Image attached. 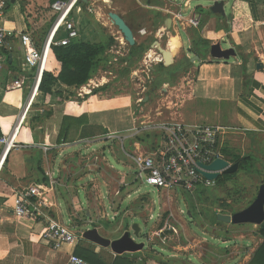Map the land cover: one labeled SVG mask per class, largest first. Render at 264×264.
Instances as JSON below:
<instances>
[{
  "label": "crops",
  "instance_id": "1",
  "mask_svg": "<svg viewBox=\"0 0 264 264\" xmlns=\"http://www.w3.org/2000/svg\"><path fill=\"white\" fill-rule=\"evenodd\" d=\"M55 1L8 0L2 24L15 35L9 38L8 46L1 50L5 62L0 75V135L11 134L19 125L26 105L30 102L34 92L37 70L25 62L24 50L18 34L20 32L30 34L35 44L39 48L42 47L55 19V14L51 9V4ZM98 1L102 2V0H82L80 2L81 7L75 14L80 34L79 41L93 40L92 43H99L106 40L99 32V28L93 25L90 27V23L86 26L83 24L84 21H89L91 15H95L98 20L106 21L103 27H106L113 35L110 34L115 44L123 48L121 41L124 37L118 27L111 22L110 11L119 13L126 20L134 31L137 44L149 42L152 46L154 41L158 40L163 45L169 46L170 35L179 37L180 47L176 53H173L175 62L169 67H164L173 70V77L186 71L187 74L181 75L183 78L177 81L178 85L174 83V89L179 91L178 101H175L176 103L173 100L167 102L165 106L169 110L167 115L162 111L156 112L155 115L160 120L176 119L187 125L219 128V157L225 158L231 164L236 163L238 157L255 159L253 170L249 172L243 170L239 164L236 173L246 172L259 177L260 185L257 196L260 186L264 184V0H228L230 11H227L226 6V16L201 15L199 11H192L186 15L183 12L187 13L185 8L189 7L184 8L174 0H124L126 5L116 7H113L112 0L108 5L102 2L103 6H101L98 3L100 6L98 7L96 5ZM89 3L92 4L91 7L86 5ZM102 8L109 9L107 20ZM98 13H102V18L98 16ZM182 13L186 15L183 19L193 17L198 19V24L195 26L179 23L177 17ZM181 29L187 34L188 44L181 37ZM142 30L146 33L142 34ZM118 33L120 36H117ZM61 35H65V32L61 31ZM218 41L223 42V48L233 46L236 55L229 60L213 59L207 48ZM115 44L107 50L113 54V58L107 61L113 63L120 60L125 66L129 65L128 57L132 46L129 51L126 50V54H122L124 58H121L118 57ZM151 46L144 52L142 60L144 57V59L150 58L151 52H156ZM54 47L45 73L58 77L62 64L55 56ZM139 60L137 62L140 63L142 60ZM161 61L160 56L158 69H152V71L155 70V73L159 71L160 65H164ZM187 64L189 68L186 70ZM259 64L261 67H258ZM99 69L82 85H68L59 80L52 86L50 92L38 91L32 106L26 112L25 119L14 137V142L20 143V146L9 152L0 171V214L3 220L0 225V264H71L70 257L73 253L85 259L89 264H115L119 258H122L119 264L128 259L132 264H172L173 262H168L169 258L178 256L176 253L178 251L175 250L173 253L171 249L163 245L168 239V233L165 232L167 222L153 233L157 235L160 232V236L157 235L160 244L152 240V234L145 232L149 237L145 238L148 246L145 243L142 250L124 254H116L111 247L101 246L85 239L83 237L85 231L80 233L74 231L73 226L81 225L82 221L87 219L93 226L91 229H97L103 237L111 240L119 239L125 232L130 233L129 230H125V227L129 223L132 228L137 223H132V221L140 219L132 213L134 208L132 206L135 205L134 201L139 196L144 195L141 193V187L143 184L146 185L139 178V169L134 157L140 154H153L164 138L162 131L158 129L134 131L136 122L139 119L138 123L141 121V118L137 119L138 113L133 114L131 122L125 114H121V111H129L132 104L131 94L123 92L110 97L104 96L107 90L106 85L110 83V80L104 76L98 77ZM156 74L158 75L159 72ZM22 77L25 78L22 88L13 89L12 86ZM104 86H106L104 90L93 93L94 90ZM139 99L136 103L142 108L139 105ZM148 100L150 101L146 97V104ZM144 115L152 117L145 111ZM65 117H73L80 121H71L73 126L68 140L60 136ZM127 131L129 134L123 136L122 134ZM145 135L148 137L144 138ZM232 138L233 141L235 140L234 147L230 144ZM107 139L121 146L126 160L121 156L120 160L129 167V170L125 172L116 170L106 159V147L102 146L100 149L93 147V144ZM71 158L77 160L74 164L71 163L73 167L78 168L74 173L67 162ZM84 158H89L90 162L86 164L87 167L89 163H92L93 158L100 167L103 169L106 167L115 173L119 179L118 185H114V188L103 186L102 184L107 182L101 180L100 173L102 174L103 169H99L100 172L96 166L94 168L91 165V170L83 171ZM58 160L59 167L56 166ZM236 173L224 175H235ZM49 174L56 181L53 188H49V201L52 204L49 213L81 237L82 240L77 245L66 244L59 249L53 248L42 238L46 226L44 219H17L12 212L11 205L15 192L31 185L49 186ZM103 174H105L104 170ZM73 177H75L74 180ZM80 189H83L86 194L88 203L86 208L78 196H75ZM102 189L107 190L110 200V209L113 212L110 220V214L105 209ZM92 190L97 191L96 201L100 203L98 207L91 205ZM178 190L181 189L170 191L160 189L159 192L167 191L179 196ZM135 195L136 197L125 205L126 201ZM145 195L150 197L148 193ZM60 196L65 200L66 211L72 220V226L62 219L64 211ZM256 196L239 208L244 209L249 206ZM216 212L233 214L230 210L222 209ZM77 214H79L78 217ZM162 215V210L154 214L152 205L150 222L153 219L159 221ZM113 221L120 223V228L124 227L123 231L116 232L115 228L118 225L115 224L112 229H109ZM206 222L208 223V220ZM170 227L175 232L176 227L171 225ZM210 227L214 232L212 237L221 239L220 241L225 246L229 241L226 239L228 234L224 235V232L235 230L244 234L250 227L260 228V225L225 222L224 225H210ZM107 228L109 231L106 230ZM110 234H114V237H109ZM212 237H209L210 240H213ZM244 237L241 235L240 238H235L237 240L235 248L238 249L239 243H243ZM210 243L216 245L217 248L221 247L214 241ZM89 252L95 255L94 261L87 259ZM184 259L192 261L189 255ZM226 264L229 262L227 261Z\"/></svg>",
  "mask_w": 264,
  "mask_h": 264
},
{
  "label": "rangeland",
  "instance_id": "2",
  "mask_svg": "<svg viewBox=\"0 0 264 264\" xmlns=\"http://www.w3.org/2000/svg\"><path fill=\"white\" fill-rule=\"evenodd\" d=\"M102 1H107V0H102ZM112 1H113L112 4L113 7L126 5L125 4L126 2L124 0H112ZM96 3L97 5L98 3L101 5L102 2L100 3V1H98ZM180 4L181 5L183 4L182 1H180ZM197 4H198L197 1L193 0L190 8L184 7L187 11V13L185 14L188 15L192 11H194V8ZM86 5L91 7L92 4L90 3ZM229 5L230 4L227 5V11H230ZM98 7L100 6L98 5ZM102 9L105 18H107L109 9L108 8H102ZM104 22L105 21L103 19L100 21L95 17V15H91L89 21L88 22L84 21L83 24L86 26L87 24L90 23V27L93 25L94 27L99 28L100 29L99 32L104 36L105 39H107V36H111L112 34L108 31L106 27H103ZM180 34L184 42L188 44L187 34L182 29L180 30ZM117 36H120V33H118ZM89 42H94V41L90 40ZM121 42H122L121 46H123V48H119L117 44H115L117 46L114 47L115 50L118 51L119 54L118 57L124 58L122 54H126V50L129 51L130 46L126 42H124L123 38ZM153 53H154L153 58H155L156 60L152 59L151 58L152 56L147 59H144L145 58L144 57L143 60L140 58L139 61L142 60L140 63L139 62H135L132 64L129 63V65L127 66H125V64H123L120 60L114 61L113 63H110L109 61H105V60H102L100 62L101 64L99 65L100 71L98 77L101 78L104 76L106 77V79L110 80V83L106 85L107 90L105 91L104 96L110 97V96L118 95L123 92H129L131 94L132 104L131 107L129 108V111L126 112L121 111L122 113L120 112L121 114H125L130 122L132 120L131 117L133 118V114L137 112L139 115V111L142 110V108L138 106L136 103L137 99L139 98L143 100L142 107L145 113H148L153 118H158V116L155 115V113L158 111H162L164 112L163 114L167 115V113L169 112V110H167L165 107L168 104L167 102L173 100L174 103H176L175 101H178L177 95L179 91L178 89L177 90L174 89V83L175 85H178L176 84L177 81H181L183 78V76L181 77V75L182 74L186 75L187 71L185 73H179L176 76L174 75V77L171 76V78L168 77L165 78L169 80L170 83L167 84L164 83L158 88L154 87L153 85L154 81L159 76H161V73L157 75L156 74L157 72L155 73V70L152 71V69H158V66L160 64L159 63L160 60H158L160 56L156 52ZM105 56L107 60L113 58V54L109 53V51H107ZM188 68L189 67L187 64L186 70ZM126 69H130V71L128 73H124V70ZM145 72H147V74ZM151 79L153 80L152 82ZM180 94H182V91H180ZM146 97L150 99V101L149 100L147 101L148 105L146 104L145 101ZM148 119L149 117L146 118V120ZM127 134H129V131H127V133H123L122 135L125 136ZM146 137H148V135H145L144 138ZM230 142H231L230 143L231 146L234 147L235 140L233 141L232 138ZM102 146L106 147L105 156L109 164L113 165L114 168L118 171L125 172L129 170V167L124 165L120 160V156L126 160V158L122 154L120 145H115V143H113V141L109 139L104 140L102 142H97V144L96 143L93 144V147L98 149H100ZM126 146L128 147V143H126ZM233 150L235 151L234 148ZM88 159L89 158L83 159V164H84L83 171H87V169L91 170V165H93L94 168L96 166L98 170L103 169V167H100L97 161H95L93 158L91 159L92 163H89L87 167L86 164L90 162ZM67 162H69L71 171L72 173H74V171L78 168L73 167L72 164L77 162V160H73V158H71L68 159ZM56 166L59 167V160L57 161ZM103 170L105 174H103ZM103 170H102L103 177L102 174L100 173L101 180L107 182L105 184L103 183L102 185L103 186L107 185L111 188H114L115 187L114 185H118L119 179L115 175V173L109 171V169L106 167H104ZM74 178L75 177H73V180ZM259 185H260L259 177L253 174H248L246 172L242 174L236 173L232 177L225 176V181L223 183L221 184L216 183L214 184V186L208 189V192L205 194V197L208 199V201L203 203H197L198 207L195 213L196 215H192V213L190 212V197H188V193L182 190H178L179 193L178 196L177 194L175 195L172 193H168L167 191L159 192V190L156 189V187L143 184L141 187V193L144 195L139 196V198L134 201L136 202L135 205L132 206L134 207L132 213L140 217V219L133 220L132 223L139 221L138 223L142 229V230L140 229L142 231L141 237L139 236L140 238H137V236H135L133 228H129V231L132 236L136 237L137 241L145 242L146 246H148L147 239L145 238H149V237H147V233L145 232H148L149 234L153 235V233L156 231L157 228L165 225V223L167 222L165 232L167 231L168 233V239H166V242L163 245L171 249L173 253L175 252V250L178 251L176 252L178 253L177 257H170L168 260L169 263L173 262L172 264H201L203 262L205 264H226L228 259L230 258L234 259L236 257L237 259H234L235 262L229 264H246L251 259L253 252L255 251V249L258 247L259 243L262 240L260 239V236L256 234V231L259 230V227L257 228L250 227V229H247L244 232V234H242L241 231H235V230L224 232L225 233L224 235L228 234L226 235V237L228 238L235 239V238H240L241 235H244L245 241L255 240L254 242L256 244L254 243L251 245V246L255 245L254 248L250 249V251L244 255L243 251L247 250L249 244L247 242L239 243V246H237L238 249L235 248L236 244L230 242H228L227 245L224 246L222 241H220L221 239L218 240L212 237V235H214L213 229L206 222L205 218L202 217L203 216L202 213L205 210L208 211L211 210L215 212L220 209L232 211L233 209L239 208L240 206H243L246 203H248V201L250 202V200H252L253 197L256 196ZM91 192L93 193V195L91 193L90 196L91 205L94 207H98L100 203L99 201H96L98 199L97 191L92 190ZM102 193L105 198L104 199L105 209L110 214L109 215V220H110L113 212L110 209V200L107 194V190L102 189ZM146 193L149 194L150 196L149 198L148 195H145ZM75 196H78L79 200L83 202L85 208L88 206L86 194L83 191V189H80L78 191V194L76 193ZM135 197L136 195L133 196L131 199H128L125 205H127L128 202H131ZM150 198L152 200H150ZM60 202H62L63 211H64L62 219L65 223L72 226V220L66 211L67 205L65 204V200L61 196H60ZM151 204L153 205L154 214H157L160 210H162L163 215L159 217V221L153 219V221L150 222L149 220L150 211L152 208ZM78 215L79 214H77V217ZM82 217L85 218L86 216H82ZM140 220L142 222H140ZM82 222L83 223L81 225L76 224L75 226H73L75 229L74 231L76 232L78 231V233H80L81 231H86L93 227L92 224L87 221V219L86 221H82ZM132 223H131V227L133 225ZM114 224L118 225L115 228L116 232L123 231L124 227L120 228L121 224L120 223L117 224L115 221L111 223L109 229H112ZM146 224L148 226H146ZM170 225L176 227L175 232L170 227ZM106 230L109 231L108 228ZM143 233H145V235H143ZM152 235H151L152 240L154 239L155 243L160 244L161 242L160 239L157 237V235H153V236ZM210 236L213 238V240H210L209 238ZM109 237L113 238L114 234H110ZM213 241L217 245L223 248L221 247L217 248L216 245L215 247L212 243H210ZM174 247L176 248L174 249ZM187 255H189L190 258L192 257L191 259L192 261H188V259L186 260L184 259V257H186ZM193 257H196L197 259ZM174 258L177 260H173ZM198 260H200L201 263Z\"/></svg>",
  "mask_w": 264,
  "mask_h": 264
},
{
  "label": "built area",
  "instance_id": "3",
  "mask_svg": "<svg viewBox=\"0 0 264 264\" xmlns=\"http://www.w3.org/2000/svg\"><path fill=\"white\" fill-rule=\"evenodd\" d=\"M80 2L82 0H56L51 4L55 19L42 47L39 48L35 44L30 34L25 32L18 34L24 50L25 62L30 67L36 68L37 73L32 98L26 105L19 125L11 134L0 135V171L9 152L20 146V143L14 142V137L25 119L26 112L32 106L35 96L40 91L53 47L67 46L79 40L80 34L75 14L81 7ZM7 5L8 0H0V75L5 62L1 50L3 47L8 46L9 38L15 35L13 31L6 29L2 24ZM184 16L186 15L183 13L178 15L179 23L195 26L198 24V19L193 17L183 19ZM61 31H64L65 35H61ZM141 33L145 34L146 31L142 30ZM24 81L25 78L22 77L15 82L12 88H22ZM142 103L143 100L139 99V105L142 106ZM139 118H141V121L138 123ZM146 118L148 117H145L144 109L140 110L137 117L139 120L136 122L134 131L158 129L162 131L164 138L153 154H140L134 157L139 169V178L143 180V183L156 187L158 190L181 189L190 193L197 191L201 186L210 188L216 184V181L207 179L199 172V169H201L199 165L200 163L210 164L215 158L219 157V128L187 125L176 119L160 120L159 118L150 117L146 120ZM55 184L56 181L49 174V186L31 185L16 191L11 208L17 219H44L46 226L42 238L53 248L59 249L66 244L77 245L82 239L67 225L54 219L49 213V208L52 206L49 201V188H53ZM2 222L0 214V225ZM157 235L160 236V232ZM70 261L71 264H89L75 253L71 255Z\"/></svg>",
  "mask_w": 264,
  "mask_h": 264
},
{
  "label": "trees",
  "instance_id": "4",
  "mask_svg": "<svg viewBox=\"0 0 264 264\" xmlns=\"http://www.w3.org/2000/svg\"><path fill=\"white\" fill-rule=\"evenodd\" d=\"M115 44V40L112 36L107 37L106 40L102 42L92 43V42H85V41H76L73 42L70 45L67 46H55L54 47V53L56 58L61 62L62 64V70L58 77L54 76L51 73H45L43 77V81L40 86L41 92H50L52 90V86L55 85L57 82L62 81L65 84L68 85H74L79 86L88 81V79L92 76L93 73H95L100 62L102 60L107 61V58L105 56L108 49L111 48V46ZM151 46L149 42H141L139 44H135L131 47V51L128 57V61H130V64L137 62L139 60L144 52ZM130 69L124 70V73H128ZM159 74L161 73V76L155 80L154 87L158 88L162 84L166 82H170L169 80L165 78H170L173 76V70L172 69H166L164 65H160L159 67ZM167 74V76L165 74ZM106 86L99 88L98 90H94L93 93L98 92L99 90H104ZM79 119L73 118V117H65L63 120L62 128L60 131L61 138H68L71 136V130L73 124L71 121H75ZM80 122V121H79ZM253 157H238L236 158V162H239L240 168L246 171L253 170ZM225 176L232 177L233 175H224L222 174L217 180L216 183L221 184L225 181ZM207 187H199V189L193 193L187 192L188 197H190V212L192 215H196L197 211V203H203L207 202L208 199L205 197V194L208 192ZM243 208H236L233 209L232 212H237ZM203 216L206 220H208L209 225H224L225 222L218 219V213L211 210H205L203 211ZM139 222V221H138ZM137 222V223H138ZM140 222H142L140 220ZM139 224V223H138ZM130 224L127 223L125 230H129ZM228 232V231H227ZM256 234L260 236L262 239V242L259 243L258 247L252 254L251 259L246 264H264V222L260 225V228L258 231H256ZM228 241L230 243L236 244L237 240L228 238ZM255 241V240H254ZM243 242H247L249 244L248 248L244 252V255L247 254L250 249L253 247L251 246L254 244L252 240H243ZM230 252V251H229ZM95 255L92 252L88 253V260L94 261ZM118 261L115 262V264H119L122 262V258L117 259ZM235 260L230 258L228 259V262L233 263ZM126 264H132V262L128 259L127 261L123 262ZM121 263V264H123Z\"/></svg>",
  "mask_w": 264,
  "mask_h": 264
},
{
  "label": "water",
  "instance_id": "5",
  "mask_svg": "<svg viewBox=\"0 0 264 264\" xmlns=\"http://www.w3.org/2000/svg\"><path fill=\"white\" fill-rule=\"evenodd\" d=\"M177 3L182 1L183 7H191L193 0H174ZM197 5L194 11L207 15H221L226 16V6L228 0H196ZM184 14L186 12H183ZM196 16V15H195ZM202 17V16H201ZM231 18V15H229ZM109 18L111 22L118 27L119 31L124 37V40L129 46H134L137 43L134 31L128 25L126 20L117 12L110 11ZM171 21V19H170ZM223 42L218 41L208 47V51L213 59L229 60L236 55V51L233 46L223 48ZM152 49L155 50L161 56V62L165 67H169L174 64V54L169 46L163 45L160 41L155 40L152 44ZM197 59V58H196ZM261 67V64L258 65ZM201 169L199 172L209 180L216 181L222 174L236 173L239 168V163L231 164L223 157L215 158L210 164L200 163ZM218 219L226 223L234 224H257L261 225L264 222V184L260 186L259 193L256 198L246 208L237 211L233 214H218ZM135 236L139 238L140 227L136 223L133 225ZM83 237L87 240L93 241L96 244L105 247H111L116 254H124L126 252L134 253L142 250L145 247V242H138L129 232H125L119 239L111 240L103 237L97 229H89L83 233Z\"/></svg>",
  "mask_w": 264,
  "mask_h": 264
},
{
  "label": "bare ground",
  "instance_id": "6",
  "mask_svg": "<svg viewBox=\"0 0 264 264\" xmlns=\"http://www.w3.org/2000/svg\"><path fill=\"white\" fill-rule=\"evenodd\" d=\"M103 3H105L106 5H108L109 3H111V1L110 0H107V1H102ZM90 4V3H89ZM97 5V4H96ZM95 5V6H96ZM115 5V4H114ZM98 16L100 17V18H102V13H98ZM107 19V18H106ZM106 22V21H105ZM109 22V21H108ZM105 24V23H104ZM107 25V24H106ZM110 26V25H109ZM168 27V26H167ZM168 34V33H167ZM169 48L173 51V53H176L177 52V50H178V48L180 47V40H179V37L178 36H176V35H170V37H169ZM153 55H154V53L153 52H151L150 53V57L152 58V59H154V60H156L155 58H153ZM160 56V55H159ZM158 56V57H159ZM149 57V56H148ZM158 59V58H157ZM158 60H160V58L158 59Z\"/></svg>",
  "mask_w": 264,
  "mask_h": 264
}]
</instances>
